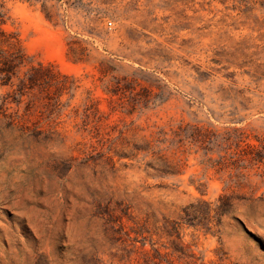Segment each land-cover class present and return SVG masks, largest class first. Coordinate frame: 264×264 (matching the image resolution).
Instances as JSON below:
<instances>
[{
	"label": "rangeland",
	"instance_id": "rangeland-1",
	"mask_svg": "<svg viewBox=\"0 0 264 264\" xmlns=\"http://www.w3.org/2000/svg\"><path fill=\"white\" fill-rule=\"evenodd\" d=\"M5 7V28L26 56L21 71L41 63L69 89L52 112L46 98L59 93L45 84L19 107L9 103L14 128L0 113V264H83L92 254L100 264H141L128 241L106 236L97 206L113 217L128 207L125 231L136 247L145 239L143 249L166 253L164 264H264V161L217 173L194 147L164 144L175 175L159 178L134 149L160 132L171 139L178 126L241 129L264 146V0Z\"/></svg>",
	"mask_w": 264,
	"mask_h": 264
},
{
	"label": "trees",
	"instance_id": "trees-1",
	"mask_svg": "<svg viewBox=\"0 0 264 264\" xmlns=\"http://www.w3.org/2000/svg\"><path fill=\"white\" fill-rule=\"evenodd\" d=\"M6 1L11 0H0V89H7L8 91L1 98L0 113L3 115L5 125L9 128H14L20 124L19 116L16 114H5L4 109L9 103H13L16 107H19L22 103L23 96L40 88L42 84H45L48 87H53L59 93L56 98H46L47 102L44 104V107L52 112L58 109L57 107L60 105L58 99L62 91L69 89L65 85L69 79L60 73L52 72L50 67L44 66L41 63H36L35 66H30L26 71H21L25 67L26 56L22 52L18 36L5 28L8 21L7 9L5 7ZM46 78L50 80H46ZM28 106L26 104L25 111H28ZM93 112V116H96L98 110L95 108ZM86 117L88 116L86 115ZM20 127L21 135H26V132L29 131L28 127ZM39 134L40 132L33 131L29 135ZM170 134L172 137L168 139L166 137L168 133L160 132L157 140L152 142L145 141V147H134L137 151L146 153L145 157H151V161L146 166L153 169L159 178L166 177L167 175H175L172 174V170H169L170 163L167 158L161 154L162 148L159 149L160 145L164 144H169L170 149L179 151L184 146L194 147L196 149L195 154L201 152V158L203 160L200 164L204 165L206 169H213L217 173L246 168L244 165L246 162L250 165H255L264 161V146L258 147L254 144L247 143V135L241 129L232 128L220 131L197 126H178V129L170 132ZM166 149L165 147L163 150ZM214 154L217 155L216 159L212 158ZM230 174L229 176L231 177ZM200 187L201 184L196 186V189L199 191ZM223 205L226 211L230 207L228 202L223 203ZM127 210L128 207L119 208L121 215L113 217L108 207L102 208L97 206L95 215L107 217L104 219L106 236L121 242V244H125L128 241L129 244L125 245L124 248L131 245V250H126V253L128 256L130 253L139 254L141 264L168 263L166 253L162 254L154 248L150 250L143 249L145 239H142L139 248L136 247L135 243L138 242L137 238L131 239L129 233L125 231L124 224L121 222L122 217L130 220ZM115 223L118 225V229L116 230L113 228ZM135 233L137 235V232ZM117 234H121V236L116 237ZM122 235L126 239H122ZM83 264L100 263L96 256L92 254Z\"/></svg>",
	"mask_w": 264,
	"mask_h": 264
}]
</instances>
